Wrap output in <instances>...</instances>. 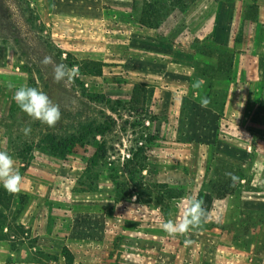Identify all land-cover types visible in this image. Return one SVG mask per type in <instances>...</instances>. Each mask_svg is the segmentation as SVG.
Masks as SVG:
<instances>
[{"label":"rangeland","instance_id":"obj_1","mask_svg":"<svg viewBox=\"0 0 264 264\" xmlns=\"http://www.w3.org/2000/svg\"><path fill=\"white\" fill-rule=\"evenodd\" d=\"M258 1L220 0L231 7L223 15L233 14L227 34L236 40V53L244 38L252 48L251 40L264 31V7ZM200 2L148 28L139 23L142 0H116L118 10L92 0H0V151L8 152L32 183L44 179L49 216L64 230L57 226V233L37 235L22 225L18 233L15 221L29 195L3 189L11 199L8 207L7 200L0 204V215L7 216L0 218V240L9 244L14 262L23 255L25 264H66L67 249L71 264H222L234 258L264 264V229L228 228L225 201L238 188L240 175L246 179L244 192L258 189L252 176L259 172L264 178V154L254 153L256 145H264V75L255 97L253 89L239 85L241 70H256L264 57L262 63H242L237 55L210 65L198 58V73L172 68L177 58H190L173 49L166 33H180L179 25L191 30L190 14ZM45 57L52 63H42ZM86 59L99 61L102 74H82L78 62ZM60 63L69 72L78 68V76L55 82L53 70ZM135 83L152 89V98L141 95L130 104ZM21 86L42 90L59 107L54 127L17 107L12 97ZM107 99L116 101V114ZM247 111L250 121L245 122ZM109 116L114 123L107 122ZM104 120L107 131L88 134L71 151L49 145L47 135L83 136L85 126ZM25 127L31 129L27 135ZM241 139L249 142L248 168L225 163L223 150L237 147ZM191 200L202 202V224L169 236L162 223H179Z\"/></svg>","mask_w":264,"mask_h":264},{"label":"crops","instance_id":"obj_2","mask_svg":"<svg viewBox=\"0 0 264 264\" xmlns=\"http://www.w3.org/2000/svg\"><path fill=\"white\" fill-rule=\"evenodd\" d=\"M91 1V0H90ZM107 4L112 10H118L119 7L116 6V0H92L93 5L98 4ZM258 4H261L264 7V0H259ZM261 6V8H263ZM225 9H230L231 7L227 5L225 2H220V0H201V2L192 9V13L190 14V21L193 22L191 30L189 27H184V30L179 25L177 28L176 35H172V33H166V41L170 39L173 44V49L178 51L181 56L188 54L189 58L186 60L185 58H177L179 62L176 64H171L177 72H181L184 74L185 72H193L198 73L200 70V62L202 59L206 60V65L217 64L222 59H235L237 55H239L242 63L245 60L257 61L262 63V59L264 57V31L259 32L255 35L253 41L252 48H249L246 44H243V41H249L247 39H243L242 46L239 48L240 53L234 52V48L236 47V40L233 38L230 30H233V14L230 13L229 16L224 17L223 12ZM172 22V21H171ZM203 27V31L201 30ZM189 31V32H188ZM209 33L213 34L211 38H205L204 36ZM226 33V34H225ZM173 41V42H172ZM190 43L189 45H185V42ZM249 45V44H248ZM196 58V59H195ZM200 58V60L198 59ZM198 61V64H196ZM210 63V64H209ZM244 66L241 67V69ZM204 69H206L204 67ZM243 75L242 82L239 84L244 91H249L253 89L252 97L257 95V91L260 89L262 84L261 80L264 75V65L260 64L257 69L254 71H248V69L244 68L241 70ZM182 87L184 85L182 84ZM245 95V92L243 93ZM249 95V92L248 94ZM258 102L254 104L253 111L257 108ZM252 111V112H253ZM247 115L245 122L250 121V111L244 112L243 117ZM242 117V119H243ZM246 142V143H245ZM248 140H240L238 144H235L237 147H230L223 150L224 153L228 154L225 163L229 166L235 165L237 163H242L241 167H249V163L246 161L247 153L246 147ZM264 143V141H263ZM263 145V144H262ZM232 146V145H230ZM248 149L251 147L248 144ZM255 154L260 155V157L264 154V145H256ZM240 161L238 162V160ZM261 161V159H258ZM253 166V165H252ZM263 161L260 163V169L263 168ZM22 181V192H26L29 195L28 201L25 206L18 214L15 223L17 225H26L30 230L34 231L35 234L40 235L48 232H58L60 228V232L62 230V222H59V225L54 222L53 219L55 217H50L49 214L51 212L52 206L49 205V186L44 182L42 177H38L37 180H30L28 176L24 175ZM240 184L237 183V189L234 192H229L225 195L227 206V227L243 226L247 227L249 232H259V228L264 229V178H261L260 173L252 176L250 178V182L253 186H257L256 192H244L242 190V185L245 182V178L240 175ZM63 210L64 207H62ZM55 209V208H53ZM230 219V221H229ZM240 220V221H239ZM58 226V229H57ZM58 230V231H57ZM232 233L238 232L235 230H231ZM1 239V238H0ZM232 250L235 247H231ZM14 253L11 251L9 244L0 240V264H25V260L23 259V255H20L22 259L14 260L12 257ZM177 260V259H176ZM252 262V261H251ZM160 264H168L167 262H163ZM222 264H248L244 260L240 259H231L226 260V262H222ZM250 264V263H249ZM254 264V261L253 263Z\"/></svg>","mask_w":264,"mask_h":264},{"label":"clouds","instance_id":"obj_3","mask_svg":"<svg viewBox=\"0 0 264 264\" xmlns=\"http://www.w3.org/2000/svg\"><path fill=\"white\" fill-rule=\"evenodd\" d=\"M42 63H52L51 57H45ZM77 76L78 68H73L69 72L67 65L63 63L57 64L53 70V79L57 83L63 82L65 78L72 80ZM12 98L22 112L32 120H39L48 127H54L61 118L59 107L42 90L21 86L15 91ZM207 103L208 101L204 100L202 106H206ZM30 131V127L23 129L25 135ZM22 181L23 177L19 170L15 168L13 157L6 151H0V187H3L9 193H19L22 188ZM204 218L205 212L202 208V202L191 200L179 223L169 220L162 223L161 227L169 236H176L177 234H184L190 229L200 227ZM185 243L190 244L191 241L186 240Z\"/></svg>","mask_w":264,"mask_h":264},{"label":"trees","instance_id":"obj_4","mask_svg":"<svg viewBox=\"0 0 264 264\" xmlns=\"http://www.w3.org/2000/svg\"><path fill=\"white\" fill-rule=\"evenodd\" d=\"M142 1L144 6L141 11L139 23L142 26L153 28L158 26L161 20H163L164 17H167L171 12L185 11V9L188 8L190 2L195 0H142ZM69 56L70 55H68V57ZM78 64L80 65L79 68L82 74L94 75V76H99L102 74V67L99 61L97 60L86 59L83 61H79ZM146 94H147V99H151L153 96V90L147 89L146 85H144L143 83H135L131 92L129 103L133 104L135 103V101L136 103H138L139 97L141 95H146ZM106 101L108 102V104H110L109 105L110 111L116 114V107H115L116 101L111 102L110 99H107ZM108 118L109 120L108 121L106 120L108 123H114V119L112 117L109 116ZM106 121L104 120V122H100V123H94V122L89 123L87 126H85L86 128L84 127L86 130H84L85 132L82 133L83 136L74 134L63 140H58L55 135L50 134L47 135L48 137L47 140L52 148L57 149L60 152L71 151L74 148H76V146L83 145L82 139L88 136V134L90 133L93 135L103 134L105 131H107L108 127L106 126ZM163 187H166V185H164ZM4 196H7V198ZM10 199H11V194L7 195L5 192L3 193V187H0V204H2L1 203L2 201L7 200L6 206L8 207ZM0 218L4 220L7 218V216L0 215ZM15 230H17L18 233L23 232V228L21 225H15ZM10 232H12L11 229ZM4 236L7 237V239H10L9 234L7 233ZM64 257L66 264H71L72 255L67 249H64Z\"/></svg>","mask_w":264,"mask_h":264}]
</instances>
